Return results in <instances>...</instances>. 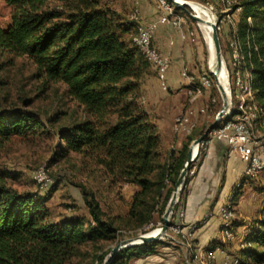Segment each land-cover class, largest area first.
I'll list each match as a JSON object with an SVG mask.
<instances>
[{"label":"trees","instance_id":"trees-1","mask_svg":"<svg viewBox=\"0 0 264 264\" xmlns=\"http://www.w3.org/2000/svg\"><path fill=\"white\" fill-rule=\"evenodd\" d=\"M4 2L11 13L9 25L0 24V55H7L11 66L18 58L29 60L34 78L44 88L62 85L82 111L79 122L56 130L59 157L76 154L100 168L113 184L122 181L137 187L123 224L133 222L135 228H143L155 212L162 216L173 191L166 184H176L187 147L179 158L165 159L162 137L141 103L146 58L120 36L125 30L115 14L102 0ZM241 7L238 35L257 44L264 59V0H244ZM252 72L256 97L264 101V60H255ZM30 104L31 100H23V106ZM57 122V116L43 121L33 112L6 107L0 93V149L17 136L49 133L47 126L53 128ZM202 154L200 150L197 162ZM85 201L91 222L55 221L36 196L18 193L10 186L8 173L0 170V264H72L82 248L91 245L101 251L114 242L118 231L114 221L94 199ZM253 225L239 251L243 259L235 256L238 264H264V220ZM232 229L231 222V233ZM157 245L121 250L110 264H131L152 256ZM106 255L98 259L102 262Z\"/></svg>","mask_w":264,"mask_h":264},{"label":"rangeland","instance_id":"rangeland-1","mask_svg":"<svg viewBox=\"0 0 264 264\" xmlns=\"http://www.w3.org/2000/svg\"><path fill=\"white\" fill-rule=\"evenodd\" d=\"M157 1L158 0H102V4L115 14L118 23L125 30L120 32V36L134 47L133 37L136 34L137 23L132 19L133 14L136 11L139 15L140 12L138 26L154 24L159 15ZM184 1L198 3L206 7L211 11L217 24L221 55L225 63L228 81V111L221 122L233 120L236 116L242 115V112L240 113L239 111V104L242 102L241 98L246 96L244 97L245 103L247 105L250 104L253 108L255 107V111H251V113L256 114L252 124L253 139L251 149H254L256 155L257 152L259 153L261 156V163L264 164V147L258 148L257 151L256 145L254 144L260 138L262 140L264 139V101H259L256 97L252 72L255 60L262 62L264 59L257 44L250 42L248 39L242 40L238 35V24L242 14L241 4L244 0ZM172 5L174 8L176 7V14L182 18L181 27L175 28L168 24H160L158 27L168 26L173 28L178 35L180 34V39L181 34L184 33L187 35L186 38L189 37L193 40L194 45L196 43L194 66L189 70L184 68L180 74V79H183V81L187 83L185 87L172 85L167 91H164L159 85L154 66L144 59L146 68L142 77L141 86V103L144 108L153 110L152 106L160 103L162 108H164L160 112V114H162L161 117L173 122V127H175V122L178 117H186V126L189 128V132H176L180 129L176 131L174 129V136L179 139V151L171 152L169 146L167 148L162 144V151L165 159L170 155H174L176 159L179 158L181 150L185 145L188 155L193 142L204 134L210 125L215 122L218 113L224 105L223 97L217 88L214 76L208 68L209 52L207 45L198 27V23L189 15L190 12L193 13L192 10L189 7L179 8L173 2ZM150 12L155 16V19L151 22L148 21ZM234 12L236 13L235 17H233ZM10 13V7L5 4L4 0H0V24L3 28H6L10 23ZM247 22L251 23L252 19L248 18ZM191 71L193 72L191 73ZM182 73L185 74V77L182 76ZM33 74L34 67L29 60L18 58L14 61V65L11 66L9 65L8 56L0 55V80L3 82L1 84L0 93L5 101V106L8 108L18 107L21 110L33 112L43 121L50 117L57 116L58 122L53 128L47 126L49 133L41 136H17L5 143L0 149V170L8 173L9 184L18 193L36 196L49 210L55 221L78 218L85 224L91 222V216L85 198H88V200L94 199L99 204L101 210L114 221V225L118 229L116 240L106 244L101 251H98L96 247L91 245L82 248V255L78 259H75L72 264H104L111 249L118 242L151 233L155 229H160L163 226L162 217L168 204L162 216H160L158 212H155L152 222L143 228H135L134 225L136 224L133 222H130V224H123L121 220L124 219L129 211V206L134 194V187L122 181L113 184L109 179L103 176L100 168L76 154H70L64 159L59 157L60 148L58 147V139L55 138L56 130L69 127L79 122L83 118V114L80 108H78V106L66 95L62 85L51 84L48 88H44L41 82L34 78ZM202 79L211 82L210 86L207 87L202 85ZM242 81L244 83H242ZM200 85L202 89H200ZM194 88L200 91V95L194 102H190L193 97L190 94V90L193 91ZM181 89H184V91H181ZM25 99L31 100V104L27 107L22 105ZM189 107H194L196 109H194L193 114L186 115L185 111L189 110ZM158 112L159 111L149 114L155 122L160 116ZM213 131H211L206 139L199 145L197 155L190 167L185 182H187L191 170H194L198 163L196 158L200 150L204 152L207 148V143L211 140H215L214 137L210 135ZM44 165L47 170L49 182L44 189H40L34 176L35 172ZM263 171L264 167L257 172L259 175L256 176V181L253 182L255 188L247 192L245 196L247 199L250 198L254 200V209H252L248 215H243L233 206L236 214L235 219L232 221L234 240L227 241L225 239L226 243L222 244V241L218 239L217 244H215L216 247L225 248L228 243L234 242L236 237H239L235 234L237 233L235 231L236 228L243 225L245 222H252L255 224L256 222L264 220V213L262 215L261 211L264 206V188H260V186H264L262 185L264 182L261 183L259 181L260 178L264 181V178H262V176L264 177ZM244 178L251 179L255 178V176L247 177L244 175ZM166 186L167 189L173 188V194L176 184L172 187V185L167 182ZM166 190L162 194H165ZM181 192L169 219L171 226L174 224L176 210L181 202ZM161 202L162 199L159 203ZM182 224V220L179 221L176 224L179 228L175 230H171L169 227L167 233L161 240L157 241L156 254H163V252H165L163 251L164 248L170 247L171 249H177L178 264H208V262H210V264H219L227 258L225 256H230V260H235L237 262V258L234 256H236L239 251L232 252L233 254H231V252H226L224 259L220 262H216L214 258L207 261L205 257L208 251H196V248L193 247V238L190 235L189 252L183 251L179 245L171 244L172 238L176 241L177 236L183 238V233H181L183 228ZM130 226H132V228ZM152 227L153 229L149 231ZM190 228L192 230H186L185 235H188L189 232L193 234L194 229L193 227ZM245 230H248V228ZM219 233L221 237L224 238L222 229L219 230ZM103 253L107 255L101 262L98 256Z\"/></svg>","mask_w":264,"mask_h":264},{"label":"crops","instance_id":"crops-1","mask_svg":"<svg viewBox=\"0 0 264 264\" xmlns=\"http://www.w3.org/2000/svg\"><path fill=\"white\" fill-rule=\"evenodd\" d=\"M235 16L236 13H234L233 17ZM148 17V21L150 22L155 19L152 12L149 13ZM184 35L186 40L182 39V37L180 39V34L178 35L173 28L168 26L158 27L154 34L153 46L161 53L170 56L172 62L166 80L167 90L172 85L185 87L187 83L183 81V79H180V74L184 68L189 70L195 63L196 43L194 42V45L193 40L189 37L186 38V34ZM192 72L193 71H191V73ZM157 80L160 82L159 79ZM181 91H184V89H181ZM144 109L148 114L159 111V119L154 122L157 131L162 137V144L167 148L169 146L171 152L179 151V139L174 136L176 122L175 127H173V122L161 117L162 114H160V112L164 108H162L160 103L153 105V110H149L148 108ZM188 109L187 111L189 112L185 111L186 115H191L196 108L189 107ZM185 131L189 132L187 126ZM176 132H180V130ZM245 168L246 163L244 159L242 161L226 142L218 140H211L208 142L207 148L203 152L194 170H191L190 176L187 178L185 192L176 210L174 224L176 225L182 220L183 228L181 233H183V238L177 236V241L172 238L171 244L179 245L183 251L189 252V247H187L185 241H189V234L185 235V231L191 229L190 227H195L193 234H190L194 241L193 247L196 248V251H208L207 254L213 255L216 262L222 261L226 252H231V254H233L232 252L240 251L244 248L246 238L254 226L252 222H245L243 225L238 226L235 230L237 233L235 234L239 237H236L234 242L228 243L225 248L216 247L215 244H217L218 239L222 241V244L226 243L225 238H222L219 233V230L222 229L224 225V223L221 222L222 219L219 211L226 203H235V207L243 215H248L249 212L254 209V200L250 198L247 199L245 196L247 192L255 188L253 182L256 181L257 177L251 179L244 178ZM262 178L264 177L262 176ZM259 181L261 183L264 182L261 178ZM133 187L135 192L137 187ZM260 188H264V186H260ZM180 213L184 215L181 220L179 219ZM247 228L248 230H245ZM163 251H165L163 254H154L149 257L141 258L133 261L131 264H178L177 249L165 247ZM236 256L243 259L239 253H237ZM231 262L238 264L235 260H231ZM208 264H210V262H208Z\"/></svg>","mask_w":264,"mask_h":264},{"label":"bare ground","instance_id":"bare-ground-1","mask_svg":"<svg viewBox=\"0 0 264 264\" xmlns=\"http://www.w3.org/2000/svg\"><path fill=\"white\" fill-rule=\"evenodd\" d=\"M222 1H225V0H222ZM175 2H177L178 4L187 3L190 6L191 10H193L192 12L194 14H196V16L198 18V21H197L198 27L202 33L203 39L207 45L208 52H209L208 68L211 72L216 73V76H217L220 84L222 86H224L225 88H227V71H226L225 63L223 61L222 64H219V62L217 61V59L215 57V49H214V43H213V24H215L216 22L214 20V17L212 15L211 11L208 10L206 7L198 4V3L187 2L184 0H175ZM157 5L161 6V11H168V13H169V15H161V22H174V27L180 28L181 17L178 14H176V12H175L176 7L175 8L173 7L172 2L170 0H158ZM139 15H140V12H139ZM139 15L135 11V13L132 16L133 21L135 23H137V26H136L137 28L135 27L136 28V34L133 38V42H134L135 46L144 54L146 60L154 66V63L152 60V52H155V47L153 46V43H148V41H142L144 34H145V26H143V25L138 26ZM181 37H182V39H185L184 34H181ZM219 69H220V73H219ZM155 70H156L157 78L159 79V81H162V89L167 90L166 80H162V73L157 71V69H155ZM240 76H241V74H240ZM195 79H196V77H195ZM202 81L204 83L208 84V87L211 84V82H209L206 79H202ZM190 83H191V81H190ZM242 83H244V82L242 81ZM202 85L205 86V84H203V83H202ZM200 89H202L201 85H200ZM190 94L195 95L192 97V99L190 101V102H194L195 99L200 95V91L198 89L194 88L193 91L190 90ZM236 97H238V96H236ZM244 97H246V96H244ZM244 97L241 98L242 102L239 104V111H240V113L242 112V115L236 116L233 120L222 121L220 123V125L218 126V128H216L210 134L211 136L214 137V139L218 138V136L220 135V132H227L228 130L233 129L234 127L240 126V121L245 116L247 119V127H248L249 131L251 132V134L253 135V125L252 124L255 120L256 114L251 113V111H255V109H254L255 107L254 108L251 107L250 104H249L250 106L247 105L245 103ZM245 114H247V115H245ZM261 118H262V116H261ZM178 129L179 128H177V126H176V130H178ZM210 138H212V137H210ZM251 145L252 144H248V149L245 153V157L243 158L245 163H246V167H249V170L244 171V175L247 177L254 176V175H249V174H256L260 169H262L264 167V164H262L261 161L258 163H255V156H257V155L255 154L254 149L253 150L251 149ZM196 153H197V148L194 147L193 155H195ZM253 163H255V165H252ZM45 171H46V167L44 165L37 170V173L38 174H45ZM34 177H35V180H36L37 184L39 185L40 189H43L42 177L41 176H34ZM48 182H49V179H48ZM263 213H264V207H263ZM234 214H235V211H234L233 205L230 202L226 203L220 209V217L224 223V225H223L224 227L222 226V228L224 229V236L227 240H231V235H230L231 232L229 231V227H230L231 222H232V221H230L231 216H233ZM183 216L184 215L182 213H180L179 219L181 220L183 218ZM177 217H178V213H177ZM176 221H178V220H176ZM170 229L175 230V229H177V226L175 224H173L170 227ZM158 232H159V229H155L154 231H152L149 234L156 235V234H158ZM189 235H188V238H189ZM185 241H186L187 247H189V243H188L189 241H187V240H185ZM212 258H213V256H206L205 257V259H207V260H211ZM231 264H235V262L234 263L231 262Z\"/></svg>","mask_w":264,"mask_h":264},{"label":"built area","instance_id":"built-area-1","mask_svg":"<svg viewBox=\"0 0 264 264\" xmlns=\"http://www.w3.org/2000/svg\"><path fill=\"white\" fill-rule=\"evenodd\" d=\"M158 9H159V15H158L157 21L154 24L145 26V34H144L142 41H148V43H153L154 33L156 32V29L158 25L160 24H163V25L168 24L174 27V22H161V15H169V13L168 11H161V6H158ZM152 60L154 63V68L157 69V71L162 73V80H167L168 73L171 68V58L163 55L155 47V52H152ZM182 76L185 77V74L182 73ZM202 83L208 87V84L204 83L203 81ZM159 85L162 89V81L159 82ZM164 91H167V90H164ZM192 96H195V95H192ZM176 126L177 128L180 129V132L185 131L186 130V119L183 116L178 117L176 119ZM252 139H253V135L251 134V132L249 131L247 127V119L245 116L240 121V126L234 127L233 129L228 130L227 132H220V135L215 140L226 142L230 146L231 150H233L243 161V158L245 157V153L248 149V144H252ZM254 144H256V148L258 151V148L264 147V139L262 140L260 138ZM260 161H261V156L257 152V156H255V163H258ZM255 163H253L252 165H255ZM245 170H249V167H246ZM249 175H254L256 177L259 175V173L249 174ZM35 176L42 177V185L44 189L49 179L47 175V170L45 171V174H38L36 171ZM235 215L236 214L231 216L230 221H233L235 219ZM221 222L223 221L221 220ZM177 228L179 227L177 226ZM193 229H195V227ZM189 234H192V233L189 232ZM230 235H231V241L234 240V233H230ZM207 256H213V255L207 254ZM213 258L215 257L213 256ZM220 264H231L230 256H227V258H225Z\"/></svg>","mask_w":264,"mask_h":264},{"label":"water","instance_id":"water-1","mask_svg":"<svg viewBox=\"0 0 264 264\" xmlns=\"http://www.w3.org/2000/svg\"><path fill=\"white\" fill-rule=\"evenodd\" d=\"M171 1L179 8H184V7L190 8V6L187 3L178 4L177 2H175V0H171ZM189 15L194 21H196V22L198 21L196 14L190 12ZM213 43H214V49H215V57H216L217 61L219 62V64H222L223 59H222V55H221V48H220V42H219V36H218V32H217V24L216 23L213 24ZM219 73H220V69H219ZM212 74L214 76L217 88L219 89V91L223 97L224 105H223V108L218 113L215 122L212 125H210V127L204 132V134L202 136H200L198 139H196L193 142V144L191 145L189 152H188L186 164H185L184 168L182 169V171H181V173L177 179L175 190H174V192H173V194L169 200L166 211L162 217L163 226L159 229V232L156 235H151L148 233V234L137 236V237L132 238V239H128V240L118 242L111 249L110 254L108 255V257L104 261V264H110L112 258L115 256V254L121 250L131 248V247L140 246V245H144L146 243H153V242H157V241L161 240V238L167 233L169 227H171V223H170L169 219H170L171 214L173 212V209L177 203L178 196L182 190V187H183L185 179L188 175V172L190 171V167H191L192 163L194 162L195 157L197 155V153L195 155H193V149H194V147H196L198 150L199 145L206 139V137L209 135V133L211 131H213L214 129L217 128V126L219 125V123L221 122V120L224 118V116L226 115V113L228 111V109H227L228 108V96H227L228 87L225 88L224 86H222L220 84V82L216 76V73L212 72ZM227 84H228V81H227Z\"/></svg>","mask_w":264,"mask_h":264}]
</instances>
